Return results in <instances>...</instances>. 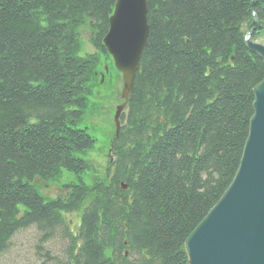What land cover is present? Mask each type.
I'll use <instances>...</instances> for the list:
<instances>
[{
  "label": "trees",
  "instance_id": "1",
  "mask_svg": "<svg viewBox=\"0 0 264 264\" xmlns=\"http://www.w3.org/2000/svg\"><path fill=\"white\" fill-rule=\"evenodd\" d=\"M114 3L0 0V253L33 227L39 244H64L61 258L37 245L40 264H187L185 239L238 168L264 78L244 36L253 12L249 39L264 31V0H146V46L113 159L81 180L88 164L77 154L95 141L79 122ZM84 25L96 53L80 57ZM61 169L78 181L45 200L34 179Z\"/></svg>",
  "mask_w": 264,
  "mask_h": 264
},
{
  "label": "water",
  "instance_id": "2",
  "mask_svg": "<svg viewBox=\"0 0 264 264\" xmlns=\"http://www.w3.org/2000/svg\"><path fill=\"white\" fill-rule=\"evenodd\" d=\"M246 47L264 60V45L249 39L258 29L254 12ZM148 35L146 0H115L104 46L122 76L126 100ZM238 168L218 201L184 241L187 264H264V78L253 89ZM124 104L117 107L114 119ZM125 188V186H122Z\"/></svg>",
  "mask_w": 264,
  "mask_h": 264
},
{
  "label": "rangeland",
  "instance_id": "3",
  "mask_svg": "<svg viewBox=\"0 0 264 264\" xmlns=\"http://www.w3.org/2000/svg\"><path fill=\"white\" fill-rule=\"evenodd\" d=\"M79 31L80 47L78 56H88L95 54L96 51L90 45L88 39L90 31L87 27H81ZM256 42L264 45V31L256 39ZM101 57L100 66L97 71L101 73L106 65L110 69L102 78V82L95 83L91 94L87 96V105L83 110V116L79 122V127L84 128L95 139L93 148L78 154L79 158L85 160L89 167L84 170L81 177L85 184H90L94 175H101L108 164L109 138L113 135L114 122L113 114L117 105L118 92H120L122 80L120 74L116 73L111 66L109 56ZM114 93V95H113ZM77 180L70 171L61 169L58 179L54 180H35L38 193L45 199H50L61 195L64 184L74 183ZM66 218L71 221L72 226L78 223V214L68 213ZM37 245H42L45 251L52 256L60 257V252L64 244L58 238H54L45 243L38 242L37 232L33 228L26 229L15 234L8 247L0 253V264H40L43 255H39ZM44 251V252H45ZM61 258V257H60Z\"/></svg>",
  "mask_w": 264,
  "mask_h": 264
},
{
  "label": "bare ground",
  "instance_id": "4",
  "mask_svg": "<svg viewBox=\"0 0 264 264\" xmlns=\"http://www.w3.org/2000/svg\"><path fill=\"white\" fill-rule=\"evenodd\" d=\"M135 78V77H134Z\"/></svg>",
  "mask_w": 264,
  "mask_h": 264
}]
</instances>
